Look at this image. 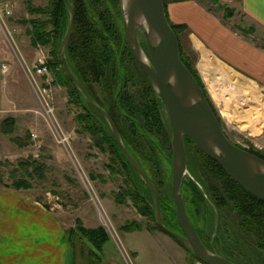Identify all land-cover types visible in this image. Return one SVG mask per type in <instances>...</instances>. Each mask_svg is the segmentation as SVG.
I'll return each mask as SVG.
<instances>
[{"label": "rangeland", "instance_id": "rangeland-1", "mask_svg": "<svg viewBox=\"0 0 264 264\" xmlns=\"http://www.w3.org/2000/svg\"><path fill=\"white\" fill-rule=\"evenodd\" d=\"M28 1L34 7H49L54 12L52 16L57 17L53 3L55 0H0V7L7 4L11 8V13L4 15V20L2 19L5 23L0 22V177L3 179L0 189L16 190L11 186L14 179L12 173L17 177L24 174V169L19 166L20 161L30 158L36 165H43L44 169L40 171L34 170V166L29 168L34 175L30 178L32 187L25 189V192L53 207L66 222V226H70L68 233L72 264H125L127 254L137 264H193L197 261L193 254L174 237L157 227L153 196L135 169L125 163L119 152L121 148L112 144L109 134L106 138L108 141L103 144L104 148L98 145L96 139L100 142V137L84 131L83 122L76 120L79 114L85 116L87 110H90L95 119L102 124L104 122L100 115L92 114L95 110L89 108L81 93L80 103L73 102L70 89L56 81L51 44L38 43L34 46L31 43L29 29L32 28V23L24 21L36 19L38 25L40 18L51 16L49 13H29ZM71 1L76 7L72 40L75 46L80 44L82 55L83 37L80 31L85 28H92L93 30H88L90 36L94 33L98 38L92 47L93 52L97 43L112 50L109 62L116 70L113 73V68H110L108 77L100 80L105 83V92L100 81H92L90 89L101 100L113 99L117 124L123 132L126 146L155 183L164 203L170 205L173 150L172 126L167 107H159V97L153 91L146 90L141 104L135 101L145 110V115L140 118L135 116V112L131 114L127 111V104L132 103V100L128 103V97L133 98V92H137L130 77L133 75L134 79L137 76L144 78L147 84L148 79L129 53L121 17L122 0ZM57 2L60 4V0ZM65 8L63 34L69 21V12L66 6ZM48 21L50 23L51 18ZM241 24L239 22L240 26ZM247 28V32L256 35L255 29L250 32ZM104 35L106 38L99 41ZM138 36L142 48L148 53L140 30ZM254 37L256 42L264 46V36L257 34ZM108 38L121 46V51L114 42L118 50L113 49ZM181 43L198 69L202 50L194 49L183 34ZM42 53L48 57V70L46 75L36 77V80L46 90L38 91L28 72L29 68L35 67L36 59ZM68 57L70 59L69 53ZM84 59L83 56L81 60ZM93 59L90 57L88 62L91 63ZM216 63L225 66L218 60ZM3 64H8L9 67L5 73L2 71ZM226 65L230 71H225L234 76V81L249 84L252 88L248 90L254 89L252 91L258 98L242 103L236 91L229 88L226 77L218 74L214 80V73H210L204 79L199 69L198 71L228 137L245 149L255 148L253 150L264 154V77H249L228 63ZM57 67L62 69L61 63ZM136 70L138 75L134 73ZM112 73L114 77H111ZM91 76L93 78V74ZM115 76L120 89L117 90L114 86L106 89L107 82L113 81ZM70 88L76 90L73 85ZM243 88L247 87L243 85ZM119 94L126 97L123 99L122 96V100ZM49 107L53 108L52 112H49ZM161 116L164 117V122ZM9 117L15 119V124L8 133H4V120ZM101 123L96 125L103 126ZM33 133L38 136L34 138ZM185 146L187 170L184 173L183 197L187 202L190 190L185 183L195 180L207 198L205 203H200L201 211L196 210L195 204L187 205L188 212L195 215L192 219L199 233L208 242L209 236H212V245L232 260L242 264H264V247L261 245L264 235L257 223H242V217H237L232 210L224 209L219 212L213 207L214 193L209 189L207 181L213 185L221 184L213 176L215 172L221 173L219 166L196 147L195 143L187 140ZM113 167L116 168L114 171ZM25 177L28 178L27 175ZM130 193H135L138 197L133 199ZM146 206L153 211L154 217H148L144 213ZM126 225L133 226V229L127 231L124 228ZM174 226L176 230L179 229L178 223ZM95 228L98 229L95 240L99 243H95L91 235L84 231ZM101 229L108 233L107 240H103Z\"/></svg>", "mask_w": 264, "mask_h": 264}, {"label": "water", "instance_id": "water-1", "mask_svg": "<svg viewBox=\"0 0 264 264\" xmlns=\"http://www.w3.org/2000/svg\"><path fill=\"white\" fill-rule=\"evenodd\" d=\"M65 2L69 21L60 45L65 70L85 99L105 116L118 145L151 191L157 225L204 264H242L205 244L190 219L182 193L184 171L187 170L185 138H191L237 183L263 200L264 158L234 143L224 131L202 86L181 58L179 40L166 14L165 0H122V20L134 58L148 74L156 95L165 102L169 113L173 150L171 191L181 231L164 222L155 184L126 146L112 117L94 100L72 70L67 47L74 28L75 9L71 0ZM139 30L144 35L148 53L139 41Z\"/></svg>", "mask_w": 264, "mask_h": 264}, {"label": "crops", "instance_id": "crops-1", "mask_svg": "<svg viewBox=\"0 0 264 264\" xmlns=\"http://www.w3.org/2000/svg\"><path fill=\"white\" fill-rule=\"evenodd\" d=\"M217 1L165 0L169 19L184 27L182 34L194 49L202 50L197 66L204 79L216 67L228 69L227 63L249 77H264V46L254 39L264 36V0ZM228 9L235 14L226 16ZM247 26L256 35L244 30ZM25 191L0 189V264H72L70 226L53 207Z\"/></svg>", "mask_w": 264, "mask_h": 264}, {"label": "trees", "instance_id": "trees-1", "mask_svg": "<svg viewBox=\"0 0 264 264\" xmlns=\"http://www.w3.org/2000/svg\"><path fill=\"white\" fill-rule=\"evenodd\" d=\"M210 1H212V3L215 2V3L219 4V1H217V0H210ZM53 3H55V10H56L55 15L57 16L55 18L52 16V15H54V12H52V10L49 7H42V8L41 7H34L31 4V2L28 1V12L29 13H32V14H34L36 12H41V13H46V14L49 13L51 16L50 17L51 18V22H50L51 24L48 21L50 19L49 16L40 18L38 20V23H39L38 25H37L36 19H28L24 22L25 23H28V22L32 23V28L29 29V34L31 35V43L34 46H36L38 43H40L42 45L51 44L52 64L54 63V71L56 74V81H58L59 83H62L63 85H65L67 88L70 89V95L72 96L73 102L80 103V94H79L80 91L76 87L75 83L73 82V80L69 76V74L66 73L67 71L65 70V67L63 65V61H62V57H61V53H60V45H61L62 39H63L65 32H66L65 31L63 34L62 26L65 24V21H64L66 19V17H65L66 8H65V6L67 7V5H66L65 0H60V4L57 2V0L53 1ZM165 6H166V2H165ZM50 12H52V14ZM166 14H167V7H166ZM234 14H235L234 9H228L226 11V16H232ZM167 16H168V14H167ZM168 19H169V17H168ZM75 20H76V16H75ZM169 21H170L173 29L175 30L176 34L178 35V38H179L178 40L180 42L179 43L180 44V55H181L182 60L188 66V68L193 72L196 79L198 80V82L202 86L210 104L212 105V107H213V109H214V111L218 117V112H217V110L214 106V103L212 102L211 97H210V95H209V93H208V91H207V89H206V87H205V85L201 79L199 71H198L197 67L195 66V63L191 60V57H190L191 55L186 54L187 52L185 53V51H184L185 50L184 46L181 43V31L184 29V27L182 25H178V24L172 22L170 19H169ZM73 29L75 30V26ZM247 29H248V31L252 32L253 31L252 29H254V28L248 27ZM74 30L72 31V34H71V37L69 40V44L67 47V57H68V53L70 55V59L68 57V61H69V64H70L72 70L78 76V78L83 83V85L87 86V88H90L89 85H91L92 81H100L103 77H105V78L108 77L107 72H110L109 71L110 68H113V64H110L111 62H109V59L112 58V57H110L112 54V50H110L107 46H104L102 43H100V44L97 43V46H95L96 50H95V52H93L92 47L95 45L96 41H98V38L96 37V35L94 33H93L92 37L90 36V33L88 32V30H93L92 28H90V29L85 28V29L80 31V35H82V37H83L81 39V48L83 50V55H82V52L80 50V44L77 46H75L73 44L72 39H73V36L75 33ZM244 30H246V28ZM110 31H111V29L109 28L108 32H110ZM104 32L107 33L106 30H104ZM80 38L81 37L79 36V39ZM105 38H106V36L104 35L103 38L99 41H102ZM109 40H110L109 42H112L113 49H116V47L114 46V43L116 44V42L112 38H110ZM116 45L119 47V49L121 51L122 47L119 46L118 44H116ZM78 47H79V49H78ZM101 50H102V52H101ZM116 50H118V48ZM78 52H79V55H77ZM101 53H103V55ZM129 53H131V52L129 51ZM83 56L85 57V59L81 60L83 58ZM103 56H106L107 59L106 58L103 59ZM90 57L94 58L91 61V63L88 62L90 60ZM60 63L62 65V69H58V67H57L58 64H60ZM126 67H127V65H126ZM128 67L130 68V65H128ZM115 70L113 68L111 70V72L114 73ZM92 71H93V73H92ZM113 73H112L111 77H114ZM92 74H93V78H91ZM113 79H112L113 81H111L110 83L107 82L106 86H108V87H106V89L114 86L117 90H119L120 88L117 85L116 76ZM100 83H102V89L105 90V83L101 82V81H100ZM72 85L76 90H72L70 88V86H72ZM150 86H151V91H153V93L156 94L154 89H153V86L151 84H150ZM208 89L210 90L209 87H208ZM119 96H120V99H122V96H123V99L126 97L123 94H119ZM128 99H129L128 103H131V100H132V103L130 105L127 104V106H128L127 111L131 114H133V112H135L136 113L135 116H138L140 118L143 117L145 115V110L143 108H141L140 106H138L137 103H135V99H133L132 97H128ZM111 101L113 102V99H111ZM84 119H85V116L82 114H79L76 118V120L80 123L83 122ZM218 119L220 121V118H218ZM4 123L6 124V126L3 127V131H4V133H8L12 128L11 126H13L15 124V119L13 117L6 118L4 120ZM97 123L98 122L91 120L90 124H89V127H91L93 129V135L98 136L101 139L100 142L98 141V139H96L97 144L103 147V144L108 141L106 138L108 137V134H109V136L111 137V140L113 141L112 144L116 148L118 147L120 149V146L118 145L117 141L115 140L113 133L112 132L109 133V131L108 130L106 131L105 128L101 125L100 126L96 125ZM117 126H118V124H117ZM160 131H161V128H160ZM186 139L188 141H191L192 143H194V141L187 136H186ZM196 147H197V145H196ZM253 149H255V148H253ZM253 149L249 148L248 150H250V151H252V152H254V153H256V154H258L264 158V154H261L260 152L253 150ZM119 152L123 156L122 157L123 160L125 159V163L132 166L130 164V162L128 161L127 157L125 156V154L123 153V151L120 149ZM132 154H133V152H132ZM134 157L137 159V157L135 155H134ZM210 159L212 162H214L217 165V167L219 166L218 168H219V170H221L220 174H222V172H223L225 174V177H227L229 179L225 182L223 189L217 185L210 184L212 187V191L214 193V195L212 194L214 196V199H213L214 200V202H213L214 209L219 211V212L220 211L223 212L224 209H230V211L232 210V212L235 213L237 217H242L241 221H242V223H245V224L256 222L258 229H260L264 235V200L253 195L252 193L248 192L244 187H242L239 183H237L218 162H216L211 157H210ZM32 161L30 158H27L25 160L20 161L19 166L22 167V169H24V174L27 175L28 178L25 177L24 174L20 177H17V176H15L14 173H12V175L14 176L13 185H11L12 187H14L15 189H28V188L32 187V182H31L30 178H32L34 173L32 171H30L29 168L31 166H34V170H38V171L44 169L43 165H40V164L36 165L35 162H32ZM138 162L140 163L139 160H138ZM140 165L142 166L141 163H140ZM142 168L144 169L143 166H142ZM115 169L116 168L113 167L112 170L114 171ZM145 172H146V170H145ZM147 175H148V173H147ZM1 183H3L2 177H0V184ZM185 184H186V187L188 186V188L190 190L189 191V198L187 199V202L184 199L185 203H186L185 204L186 208H187L188 204H195V205H197L196 210L201 211L200 210V205H201L200 203H202V202L205 203L206 202L205 200H207L204 192L200 189V187L195 182V180H189ZM183 189H184V185L182 186V193L184 192ZM222 190H224V191H222ZM157 191H158L159 198H160L163 220L168 226L176 229L174 225L178 222H177V217H176V209H175L174 201H173L172 197H170V198L168 197L170 200V205H168V203L166 205V202L164 203V198L161 195V193L159 192L158 188H157ZM149 192H151V191L149 190ZM130 195L132 196L133 199H135V197L136 198L138 197V195L137 194L135 195V193L134 194L130 193ZM248 196L251 197L253 199V201L250 200ZM167 201H168V199H167ZM146 208L147 209L144 210V213L146 215H148V217H152V216L154 217L153 211L150 210V208L148 206H146ZM168 209H169V211H168ZM187 211H188V208H187ZM188 214L190 216V219H192L195 216V215H192L191 212H188ZM155 222H156V219H155ZM174 222H175V224L173 225L172 223H174ZM157 227H159V226L157 225ZM124 228L127 231H129V230L133 229V226L126 225ZM97 230H98L97 228H95V229H84L85 232H88L91 235V239L94 240L95 243H99L98 241L95 240V238H97L96 237L97 236ZM101 230L103 231V240H107L108 239V236H107L108 233L106 231H104L103 229H101ZM261 245H262V247H264V238L261 239ZM185 248H187V247L185 246ZM187 250L190 251L188 248H187ZM193 256L196 258V256L194 254H193Z\"/></svg>", "mask_w": 264, "mask_h": 264}, {"label": "flooded vegetation", "instance_id": "flooded-vegetation-1", "mask_svg": "<svg viewBox=\"0 0 264 264\" xmlns=\"http://www.w3.org/2000/svg\"><path fill=\"white\" fill-rule=\"evenodd\" d=\"M73 3V2H72ZM73 6H74V9L76 8L75 7V5H74V3H73ZM68 9V8H67ZM75 16H76V9H75ZM121 17H122V15H121ZM122 24H123V22H122ZM74 25H75V22H74ZM129 46V45H128ZM130 49V48H129ZM145 52H146V50H144ZM130 52H131V50H130ZM147 53V52H146ZM131 54H132V52H131ZM132 56H133V54H132ZM133 58H134V56H133ZM135 59V58H134ZM135 61H136V63H137V65H138V67H139V69H141L142 70V72H145V70L141 67V65L137 62V60L135 59ZM127 63H129V61L127 62ZM130 69V68H129ZM135 74H137L138 75V73H137V70L134 72ZM146 73V72H145ZM146 76H147V79H148V84H147V82H146V79H144V78H141V77H139V76H137V77H135V79H134V77H133V75L130 77V79H131V81H132V83H133V86H134V88L135 89H137V92L136 93H134L133 92V94H134V96H133V99H135V101L137 102V103H139V104H141V99L142 100H144V96H145V92H146V90H151V86H150V84H151V81H150V79H149V76H148V74L146 73ZM128 77V76H127ZM123 84V83H122ZM152 85V84H151ZM85 86V85H84ZM150 86V87H149ZM108 87V86H107ZM85 88L87 89V91L89 92V94L94 98V100L96 101V102H98V104H100L101 105V107H103L108 113H109V115L112 117V119H113V121L115 122V124H116V126H117V118H116V115H115V111H114V108H115V104H114V102H112L111 101V98H110V101H107V99H104V100H101L97 95H96V93L95 92H93V89L91 90L90 88H87V86H85ZM103 92H105V90H103ZM110 95V93L107 95V96H109ZM83 96V95H82ZM84 97V96H83ZM85 98V97H84ZM87 103L89 104L88 106H89V108L91 109H94L95 110V112H92V114H95L96 116L97 115H100L101 116V118H102V120L104 121L103 122V124L100 122V121H98L97 119H95L92 115H91V113H90V110H87V112L85 113V119L83 120V129H84V131H86V132H88L89 134H93V129L91 128V127H89V124H90V121L91 120H93V121H95V122H98V123H101L103 126H104V128L105 129H107V130H109L110 132H112L111 131V128H110V125H109V123H108V121H107V119L105 118V116L97 109V108H95L92 104H90L88 101H87ZM158 103H159V107L161 106L162 108L164 107V106H166V104H165V102L161 99V98H158ZM86 111V110H85ZM91 117V118H90ZM147 118H148V116H147ZM161 118L163 119V121L162 122H164V117L163 116H161ZM117 128H118V130H119V132H120V134H121V136L123 135V132L120 130V128L117 126ZM122 138L124 139V137L122 136ZM116 140V139H115ZM185 141H187V139L185 138ZM124 153V152H123ZM211 171V170H210ZM209 172V171H208ZM211 173V172H210ZM212 174V173H211ZM224 175V176H223ZM213 176H215V178L217 179V181H219L221 184L219 185V187H221L222 189H223V186H224V184H225V182L227 181V180H229L227 177H225V174L222 172V174H220V173H218V172H215V173H213ZM208 179V178H207ZM212 185H213V183H211ZM207 185H208V187H209V189L210 190H212V187H211V185L209 184V182L207 181ZM218 186V185H217ZM222 191H224V190H222ZM249 197V196H248ZM249 199L250 200H252L253 201V199L251 198V197H249ZM255 201V200H254ZM191 221L193 222V220L191 219ZM193 224H194V222H193ZM194 226H195V228L197 227L195 224H194ZM177 230H179V231H181V227H180V225H179V229H177ZM196 230L198 231V229L196 228ZM198 233H199V231H198ZM199 235L201 236V238H202V240L204 241V243L205 244H207L208 246H211L212 245V236H209V242L206 240V239H204L203 238V235L202 234H200L199 233ZM213 246V245H212ZM214 248H215V246H213ZM216 249V248H215ZM217 250V249H216Z\"/></svg>", "mask_w": 264, "mask_h": 264}, {"label": "built area", "instance_id": "built-area-1", "mask_svg": "<svg viewBox=\"0 0 264 264\" xmlns=\"http://www.w3.org/2000/svg\"><path fill=\"white\" fill-rule=\"evenodd\" d=\"M11 13V8L8 7V5L6 4L4 7H0V22H4L2 21L4 15H8ZM4 20V19H3ZM5 23V22H4ZM48 57L46 56L45 53H42L41 55L38 56V58L36 59V64L35 67H33V69L29 68V72L28 75L32 81V83L34 84V86L36 87V89L38 91H44L46 90V88H42L41 84L39 82H37L36 77H40L42 75H46L47 74V70H48V64H47V59ZM9 70L8 64H3L2 65V71L5 73ZM50 110L49 112L53 111L52 107H49ZM34 138L37 137L38 135L36 133H33ZM125 264H137L131 255L127 254L126 258H125Z\"/></svg>", "mask_w": 264, "mask_h": 264}, {"label": "bare ground", "instance_id": "bare-ground-1", "mask_svg": "<svg viewBox=\"0 0 264 264\" xmlns=\"http://www.w3.org/2000/svg\"><path fill=\"white\" fill-rule=\"evenodd\" d=\"M124 3H125V1H124ZM216 68L217 69L214 71V74L217 76L219 73L220 77H226L227 78L229 88H233L236 91L237 97L240 99V101H242V103L246 102L248 100H251L252 98H255V99L258 98V96H256V94L253 92L254 89H252L253 91L248 90V88L242 89L243 85L245 87H248V86H246V84L243 82L237 81V83H236V81H234V76L231 73H228L226 71H221V70H219L218 67H216ZM211 91H212V89H211ZM185 171H184V173H185Z\"/></svg>", "mask_w": 264, "mask_h": 264}]
</instances>
